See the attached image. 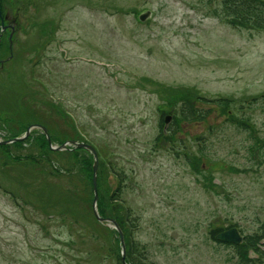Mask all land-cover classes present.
Listing matches in <instances>:
<instances>
[{
  "label": "rangeland",
  "instance_id": "obj_1",
  "mask_svg": "<svg viewBox=\"0 0 264 264\" xmlns=\"http://www.w3.org/2000/svg\"><path fill=\"white\" fill-rule=\"evenodd\" d=\"M214 4L0 0V15L16 21L15 31L10 26L4 35L6 41L10 34L12 46L6 41L0 53V140L9 137V130L18 131L4 117L32 110L58 133L92 141L130 175L125 198L140 217L134 237L160 264H237L234 248L213 241L209 229L236 222L247 234L264 219V157L257 155L264 151V106L246 102L236 112L249 118L255 126L250 129L227 120L219 106L209 103L200 104L214 107L206 122L176 124L182 146L189 145L193 153L203 148L199 169L208 167L220 184L214 189H206L203 173H195L183 154L176 156L167 143L154 141L161 119L165 122L162 114H174L163 100L161 84L197 88L208 97L245 98L264 91V30L230 25L212 13ZM147 10L151 14L141 20L140 13ZM28 147L13 146L9 152H27ZM4 153L0 264H115L119 233L109 222L91 220L83 195H77L74 212L89 221L64 228L58 219L47 220L42 210L19 206L3 187H17L16 179H27L28 171ZM53 180L62 187L60 179ZM113 184L114 176L104 170L97 192ZM31 185L45 202L68 201H62L65 193L53 184L45 191ZM96 208L102 216L98 203ZM72 227L85 235L75 234Z\"/></svg>",
  "mask_w": 264,
  "mask_h": 264
},
{
  "label": "trees",
  "instance_id": "obj_2",
  "mask_svg": "<svg viewBox=\"0 0 264 264\" xmlns=\"http://www.w3.org/2000/svg\"><path fill=\"white\" fill-rule=\"evenodd\" d=\"M214 2L215 4L212 8V13L230 25L237 28L264 30V0H214ZM146 79H150L149 81L152 80L148 77H146ZM151 82L154 84L157 83L155 80H152ZM161 85V95L163 100L168 103V106H171V109L169 110L174 112V120L168 125V131L165 132L164 123H162L163 121L161 119L159 133L154 139L155 144L157 143V145L160 146L161 142H163V144L167 143V149L174 152L176 156L183 154L185 160L193 168L195 173H203V177L206 179V189H214L215 186L220 184L212 179L211 172L206 171L208 167L202 165L199 169L200 163H204L203 156L205 155V152L203 148L199 147L198 153H193L189 145L184 144L182 146L183 141L176 137V134L178 133L176 124L178 121L206 122L211 116L214 107H201L200 104L209 103L208 105L215 104L216 106H219L221 111L228 115V118H226L227 120L250 129L255 126L250 124L248 121L249 118L241 115L239 117L236 112L238 113V111L244 110L247 107L246 102L250 107L253 105L264 106V91L245 98L226 95L208 97L201 93L197 88ZM163 93H165V95ZM166 112L167 111L162 114L163 117L161 116V118L164 119ZM4 120L7 126H9V124L18 126V131L12 132L9 130V137L6 138L21 135L25 132L27 127L34 122L46 125L54 142L57 141L62 143L65 140L74 137L73 135H68L66 132L58 133L55 128L51 127L47 121L41 118V115H37L32 110L13 112L12 115L4 117ZM70 124L76 129L73 120L70 121ZM79 136L81 137L79 140L87 141L82 138L81 135ZM199 141L201 142V138H199ZM257 144L261 145L259 139H257ZM27 145H29L27 152H12V154L9 152L13 146ZM254 149L255 148L251 147L250 152L255 153ZM0 152H8L9 157L11 156L12 164L16 166L22 165L28 171L26 173L28 176L27 179L23 178V175L20 176L24 180L16 179L18 188L15 187V185H7V187H3L4 191L7 194H10L12 199L16 201L19 206L24 204L31 205L32 208L42 210V212L46 214L47 220L54 221L58 219L60 221L58 225L61 228H64L67 225H72L74 222L81 225L82 219L85 222L89 221V219L82 218V216L76 211L74 212L77 195H83L92 209L93 219L91 220H94L97 225L102 224L96 217L93 209L94 156L88 149L84 147H75L73 149L65 150L53 149L49 144L47 135L41 129L36 128L23 140H18L13 143L0 142ZM98 155L100 163L97 171V183L100 184L101 175L104 170H107V176L111 173L114 176L115 181V185L113 184L114 187L106 185L104 186V189L98 190V193H100L98 194L97 199L98 210L103 217L115 219L122 228L126 244L127 263L160 264L151 258L150 250L146 245L138 242L134 237L135 230L140 226V217L135 215V213L133 214L132 208L127 204L125 198L130 175L123 166L118 164V162H113L110 159L108 160V158L106 159L102 152H98ZM257 155L264 157V151L261 152V150H259ZM4 157L7 156L5 155ZM5 165H7V163H5ZM209 171H211V169ZM54 177L60 179L62 187L58 186L56 182L54 183V180L52 181V178ZM31 184H35L39 189H43L44 191L45 186L49 189V186L53 184L54 188L63 191V195L65 193L62 201L66 198L68 201H63V204L62 202H57L55 205H53L52 200L49 199L45 202V200H42L41 197L38 196L39 193L36 192ZM101 185L103 186L104 184L102 183ZM0 187L2 186L0 185ZM23 188L27 191L23 190ZM57 201H60V199ZM96 224L94 228L96 231H99L100 227ZM234 225L237 226L238 224L234 222L226 227H211L209 229L211 239L215 242L233 247L235 255H237V264H264V219L260 222L259 227L255 231L245 234L244 240L241 243L235 244L231 242H222L216 238L218 232ZM113 229L115 233H118L115 228ZM72 230H74L75 234L85 235V230L75 227H72ZM90 232L93 236H96L97 232L94 233L92 230ZM117 240L118 243H116L115 246L113 245L115 248L113 249V255L115 254V264H126L122 258L121 248L118 247L120 237L117 238Z\"/></svg>",
  "mask_w": 264,
  "mask_h": 264
},
{
  "label": "water",
  "instance_id": "obj_3",
  "mask_svg": "<svg viewBox=\"0 0 264 264\" xmlns=\"http://www.w3.org/2000/svg\"><path fill=\"white\" fill-rule=\"evenodd\" d=\"M150 14H151V11L150 10H147V11H145V12H143V13L140 14V19L144 20ZM171 118H172L171 115H167L166 116V118H165L166 124H168V122L171 120ZM34 126H40V127H42V129L47 134V137L49 139V142H50V145H51L52 148H55V149H65V148L68 147V143H69L68 141L62 143L61 145H54V144H52V140H51L50 134L48 133L47 128L45 126H43V125H40V124H32V125H30L28 127V129L26 130V132L23 135L16 136V137H13L11 139H2V140H0V142H2V143H11V142H14V141H17V140L25 139L29 135V133L31 132V129ZM70 142L71 143H74L78 147L88 148L94 154V158H95V161H94V177H93V179H94V192H95V198H94V201H93L94 211H95V214H96V216L98 217L99 220L112 222L114 224V226L117 228V230L119 231L120 238H121V243H122V258H123V261L126 262V249H125V242H124V234H123V231H122L121 227L119 226V224L117 223L116 220H114L112 218H109V217H101L98 214V211H97V208H96L97 199H98V192H97L98 155H97V151H96V149L92 145H90L88 143H85V142H77L75 140H71ZM216 237L218 239H220V240L230 241V242H234V243H239V242L242 241V235L240 234V232H239V230H238L237 227H230L228 229H225L223 231H220L219 233L216 234Z\"/></svg>",
  "mask_w": 264,
  "mask_h": 264
},
{
  "label": "flooded vegetation",
  "instance_id": "obj_4",
  "mask_svg": "<svg viewBox=\"0 0 264 264\" xmlns=\"http://www.w3.org/2000/svg\"><path fill=\"white\" fill-rule=\"evenodd\" d=\"M0 17H1V28H0V53H2L3 52V49H4V45H5V43H6V41L8 42V46H9V48L12 46L11 44H12V38L11 37H9V35H8V39H6V41H5V39H4V35H5V31H8L9 30V27L11 26L12 27V29L15 31V27H16V21L14 20V19H9V16L8 15H6V14H4V15H0ZM11 27H10V32H11Z\"/></svg>",
  "mask_w": 264,
  "mask_h": 264
}]
</instances>
